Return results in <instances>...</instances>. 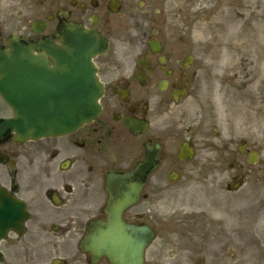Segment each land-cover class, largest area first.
Listing matches in <instances>:
<instances>
[{"label":"flooded vegetation","instance_id":"flooded-vegetation-1","mask_svg":"<svg viewBox=\"0 0 264 264\" xmlns=\"http://www.w3.org/2000/svg\"><path fill=\"white\" fill-rule=\"evenodd\" d=\"M188 9V0H0V48L11 37L29 43L49 37L60 45L55 34L67 23L107 41L106 53L94 60L103 96L93 122L40 140L0 132V192L28 214L20 231L11 228L0 241V264H110L106 257L93 263L79 244L90 221L106 219L107 175L143 160L146 144L159 145V164L137 204L123 213L124 221L154 233L144 264H233L237 222L228 202L223 218L212 215L210 203L202 217L165 210L173 194L195 186L222 183L230 193L248 177L241 166L264 150V135L251 136L247 122L237 124L227 103L214 108L215 97L203 86L214 64L188 39ZM188 100L197 102V112L182 108ZM10 116L0 97V120ZM129 122L139 124L134 134ZM182 145L202 165L179 160ZM186 201L199 207L193 196ZM263 213L260 205L242 221L256 227Z\"/></svg>","mask_w":264,"mask_h":264},{"label":"water","instance_id":"water-1","mask_svg":"<svg viewBox=\"0 0 264 264\" xmlns=\"http://www.w3.org/2000/svg\"><path fill=\"white\" fill-rule=\"evenodd\" d=\"M90 40V37L82 38L79 35L73 40L75 45L71 48L51 54L57 67L52 72L45 68V75L40 79L44 83L39 84L38 88L27 82L30 80L19 57L23 53L20 47L10 54L13 57L11 61H4V54L0 53L3 58L0 62L3 73L0 93L15 115L7 122V130L31 137L65 134L96 115L101 92L91 66L90 58L95 49ZM133 179L134 171L120 177L114 191L116 199L111 205L112 215H115L117 208L134 202L139 187L131 183ZM99 227L103 234L88 237L94 243L95 250L105 249L120 257L121 264H141L140 255L137 256L139 244L126 234L128 227L120 223L117 215L113 216L111 223ZM97 229L95 226L94 230ZM142 234H147V231L142 230ZM125 257L130 261L124 262Z\"/></svg>","mask_w":264,"mask_h":264},{"label":"rangeland","instance_id":"rangeland-1","mask_svg":"<svg viewBox=\"0 0 264 264\" xmlns=\"http://www.w3.org/2000/svg\"><path fill=\"white\" fill-rule=\"evenodd\" d=\"M197 1L198 4H194L192 8H190L189 11V19H190V25H189V32L188 37L196 40V44L204 48L205 50H209L210 48L215 52L217 48L222 49L220 44L223 42H226L228 39L226 38H217L216 36L222 35L218 34L217 30L214 32L213 25L211 24L213 20L215 19L216 15L214 14L215 7H216V0H190L191 2ZM203 1V2H202ZM250 2L246 4L248 8H245L242 5L241 1L235 0L237 7L240 8H227V10L232 12H238V13H225L222 12L223 15L230 16V18L233 20L232 24L238 23L241 25L242 20L245 21V23L242 24L244 28L247 26L251 29L253 26V19H252V13L257 12L264 15V0H249ZM204 3V4H203ZM214 14V15H213ZM213 28V29H212ZM224 30H228L231 34L235 32L233 28H231V24H228L226 28L224 26H221ZM213 40V41H212ZM231 42H235L236 40H229ZM256 47V46H255ZM215 54H220L215 52ZM254 56V53L252 54V57ZM245 73L244 78L242 74ZM238 79H240L242 82L245 81V83H242V86H237V84L232 83L231 84L234 87H237L240 91L239 93H243V91L246 89V86H248V80L251 82L256 81L259 77H257L256 74L251 73L250 71H243L242 68L238 69V72H236ZM228 76L232 79H235L234 77H231L229 74ZM243 86L245 88L243 89ZM258 90L264 92V86L257 87ZM247 96L251 99V108L254 113H257L256 116L259 114V118L261 121H259L261 124H264V108L263 101H264V94L259 95L258 99L262 100L259 105V108L256 104H254L252 101H255L251 94L245 93ZM245 94H243L245 96ZM246 97V96H245ZM230 100L231 97L229 96ZM261 166H264V159L261 160V163L252 170L254 174H259L261 170ZM249 182V183H248ZM247 185L242 187L240 191L236 194V200L238 203H241L245 201V199L249 198L250 195H256L259 196L257 198H264V190L260 186H256L255 182L251 177L247 180ZM253 192L254 194H250ZM185 198V196H182ZM186 207V203L183 199L178 198L173 201L172 210L175 209H184ZM161 211L158 212V215L160 217ZM174 230V228L172 229ZM264 238V234H236V242H237V263L238 264H259V254L261 252V249L263 247L262 239ZM264 240V239H263ZM260 264H264V249H263V255L260 260Z\"/></svg>","mask_w":264,"mask_h":264},{"label":"bare ground","instance_id":"bare-ground-1","mask_svg":"<svg viewBox=\"0 0 264 264\" xmlns=\"http://www.w3.org/2000/svg\"><path fill=\"white\" fill-rule=\"evenodd\" d=\"M252 19V28L250 29L248 26L244 28L242 26L245 23L244 20H242L241 25L238 23L232 24L233 20L230 16L218 13L216 21L213 22V28L214 32L217 30L218 34H222L216 36L217 38L236 40L235 42L230 43L228 41L226 43L233 46L231 49L234 55V66L232 69L237 70L244 65L245 69L243 71H250L259 77L256 81L253 80L248 87V92L254 94L257 87L264 86V15L253 12ZM228 24H231V28L235 30L234 33L231 34L228 30L221 28V26L226 28ZM253 53L254 56L252 57ZM225 60V57L221 58V62Z\"/></svg>","mask_w":264,"mask_h":264}]
</instances>
